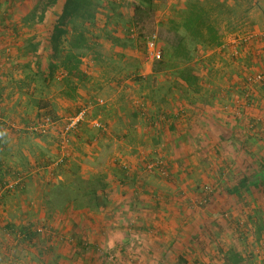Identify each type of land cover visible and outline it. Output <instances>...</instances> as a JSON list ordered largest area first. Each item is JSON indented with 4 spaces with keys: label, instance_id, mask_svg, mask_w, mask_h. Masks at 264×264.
Instances as JSON below:
<instances>
[{
    "label": "rangeland",
    "instance_id": "rangeland-1",
    "mask_svg": "<svg viewBox=\"0 0 264 264\" xmlns=\"http://www.w3.org/2000/svg\"><path fill=\"white\" fill-rule=\"evenodd\" d=\"M38 1L0 0V116L6 113L15 116L16 119L35 116L34 127L27 126L28 133L24 132L19 138H24L23 141L30 144L33 143L30 141L34 140L43 148V150L38 149L39 147H36V150L31 149V155L34 154L33 156L41 161L35 160L25 167H30L32 164L38 167L37 165L44 163L47 164L46 167H51H48L49 170L57 171L60 165H63V162L57 163L60 158L58 151L62 154L70 151L72 158L75 154L77 157L78 142L74 141L70 133L65 144H61L60 117L53 115L54 108L60 106V93L63 92L65 95L66 92L68 96H73L75 87L77 88L82 79L84 80L83 76L86 72L81 68H85L86 71L90 68L87 56H91L93 61L101 62L103 61L101 57L119 56L117 58H123L125 62L123 65L114 64L116 67L113 68V73L117 71V76L109 75L114 78L107 84L113 86L110 95L91 96L95 108L92 114L95 117L101 116V112L107 106L111 107L115 101L121 104V109L129 102L132 107H130L131 111L126 108V115L132 119L131 113L135 108L133 106L136 103L138 106L143 103L145 106L142 107L149 108L143 111L137 109L139 112L135 113V123L138 120L148 128L153 115L157 113H160L162 118L159 120H164L165 123L171 120L172 113L167 110L169 105H174L178 120L182 118L185 121L180 126L176 125L173 128L174 132L168 130L171 135L169 140L162 136L161 131L155 130L156 133H146L158 141L148 146L150 150L144 145L136 148L144 157V160L143 157L140 160L141 170L145 163L160 158L165 165V172L167 166L172 165L178 168L179 172H184L186 171L185 156L182 158L172 156L173 153L169 154L168 149L175 144L174 139L177 140L179 136L176 132H180V129L183 131V126L188 130L187 124L195 115L191 114L189 110L191 107L196 109V104H201L206 106L205 108L213 109V120L217 119V122L209 126L202 125L199 127L202 131H188L186 135V138L189 137L188 141L192 140V144L188 143L193 149L191 157L188 156L192 168L188 167L187 170L189 173L187 185H180L181 188L175 190L177 200L186 202V205L195 211L194 214L200 212L210 217L214 212L211 217L218 213L219 219H226L229 216L231 220L234 218L236 223L237 219L241 220L239 222H242V225L246 220L257 217L253 226L252 241L247 243L253 248H258L255 253L258 256L260 251L258 245L260 246L262 239L260 236L264 234V182L249 186L247 190L238 194L232 190L243 178L258 172L264 166V14L261 11L249 13L252 4H255L259 10L264 6V0H148L149 3L146 2L147 0H97L94 20L78 26L81 30L84 29L85 41L77 37L79 30L74 32L71 25H68L70 31L59 42L56 50L52 49L50 37L61 13L60 1L56 5L49 6L43 20L40 19L42 11L39 9L33 19L25 21V17ZM192 4H197L208 14L209 22L218 30L217 45L193 40L181 27L183 17ZM137 6L140 7L137 10L138 21L134 20V9ZM154 34L156 45L162 52L161 59L156 61L147 55L145 49L146 39ZM182 44L189 51V58L185 60L175 54L177 47ZM158 68L160 70H156ZM185 69L188 70L187 73L184 72L187 82L182 80L180 75ZM106 71L111 73V69ZM222 72L225 73L220 75ZM72 76L78 81H73ZM222 88L227 89L228 94L226 98L220 96L217 100L214 95ZM88 97L90 96L82 95L85 100ZM218 104L221 108H215ZM152 106H154L153 110L150 109ZM107 113L113 115L111 109ZM203 113L201 114L209 116L208 110ZM46 114L49 115L47 118H51L50 122L42 125ZM8 117H4L7 121H3L0 117V153L2 151L4 157L9 155L10 150L17 153L22 148V144H17V148H13L15 142L11 143L4 135L12 133L10 127L15 125V122ZM101 118L92 119L99 120L103 127V118ZM54 119L56 122L53 121ZM92 119H88L89 124L86 122L82 124L84 131L86 130L85 136L88 135L87 129L91 126ZM159 120L154 126H149V130L158 125ZM132 143L134 142H131V145ZM159 146L162 147L161 151H158ZM116 147L119 146H114L115 150ZM47 154H49L48 159H43ZM108 155L112 156L111 149L100 154L104 160ZM114 158L109 157L114 161V165H121L120 168L126 171L131 169V164L121 159V156ZM103 163L100 161L97 164L101 167ZM76 164L75 160H72V163L67 162L71 175L64 181L67 185L61 197L62 181L49 178L44 181V185L42 184L43 188L38 196L48 195L50 202H31V199L9 202L11 198L20 196V193L16 190L17 185L7 188L8 184L16 181L12 172L15 169L8 161H4V166L0 168V264H13L15 259L21 258L22 255L26 256L21 251L23 238L14 234L16 229L10 227L9 230H3L5 223H12V226H17V230L22 232L21 223L28 222L31 208L37 209L36 214L43 212L45 215L43 217L45 220L42 219L40 223L44 222L46 225L33 224L35 225L32 226L33 229L31 225H25L31 229L30 232L37 230L38 234L35 237L44 234L45 237L47 234L57 237L60 232L51 230L46 221L60 226V216L71 217L79 210L85 211L80 216H86V219L95 216L91 212L94 204L87 192L96 187L93 181L103 184L104 177L100 174L99 177L94 176L91 179L85 176L87 175L85 172L79 174ZM205 186L209 188L207 193L203 190ZM67 190L86 193L77 203L78 207H74L77 204L68 208L63 205L64 196L70 194ZM217 202H221L224 207L216 211L213 204L217 205ZM102 203L99 202L100 205ZM232 203L235 206L228 207ZM211 209L214 210L210 211ZM21 216H24L23 221L17 225L15 220ZM105 216L103 213V219ZM134 226L138 229L143 227L142 224H134L126 220L124 228L128 232H134ZM114 233L119 234V231H114L106 239L101 238L99 250L96 251L101 263L144 264L146 258L143 253L146 247H143V242L147 240L132 239L124 232L114 237ZM76 240L74 239L84 251L90 249L87 239ZM17 244L20 247L13 251V257L6 254ZM46 253L49 252L46 250ZM230 260L238 261L237 257ZM34 261L39 263L40 257L36 255ZM53 264L61 263L60 260L56 262L54 260Z\"/></svg>",
    "mask_w": 264,
    "mask_h": 264
},
{
    "label": "crops",
    "instance_id": "crops-1",
    "mask_svg": "<svg viewBox=\"0 0 264 264\" xmlns=\"http://www.w3.org/2000/svg\"><path fill=\"white\" fill-rule=\"evenodd\" d=\"M261 7L258 10L256 5L252 4L249 8V13L261 11L264 14V6ZM117 57L119 56L101 57V60H103L101 62L99 60L93 61L91 60V56H87L90 68L88 71L85 68H81L86 73L83 76L84 80L82 79L77 88L75 87L73 96H68L66 92L65 95L63 92L60 93V106L54 108L53 115L60 117L61 126L68 117L72 116L82 106L87 108V119L102 117L104 126L101 129L91 126L90 128L88 126V135L86 136L84 135V132H86L83 128L84 125L73 130L70 136L73 135L74 141L78 142L77 157L75 154L72 158L70 151H67V154L63 157L65 162L62 163L63 165H60V169H57V171L56 169L49 170L51 167H46L47 164L44 165V163L37 165L38 167L33 166V164L30 167H25L35 160L41 161L36 159L33 156L34 154L31 155V149L36 150V147H39L38 149L43 150L42 146H38L34 140L30 141L33 142L30 144L29 142L25 143L23 141L24 138H19L24 132L28 133L26 130L27 126L34 125L35 116L18 119L7 113L0 116L6 118L9 116L8 118L12 122H15L14 127H10L13 131L12 133L6 134L4 132L8 141L10 140L11 143L15 142V145H10H13V148H17V144H22V148L17 153L10 150L7 157H4L2 151L0 153V168L4 166V161H8L11 166H14L15 171L13 170L12 172H14L15 176L13 177L17 183L16 190L20 193V196L11 198L9 202H23L30 199L32 200L31 202H50L51 200L48 195L46 197L44 195L38 196L41 193L40 191H42L44 181L52 178L54 180L60 179L64 183L65 179L71 175L68 169V165L70 164L67 165V162L71 161L72 163V160L77 162L79 174L85 172L87 173L85 176L91 179L94 176L99 177L100 174L104 177V186L97 189V195L101 197L97 198V202L103 203L91 210L95 216L86 219V216H80L85 211L79 210L71 217H67V215L60 216V226L58 224L54 225V222L50 223L46 221L50 225L51 230H58V233L60 232L57 237H53V235L51 237L49 234H47V237H45V234L38 235L37 237H28L30 236L31 229L25 227V225H31L32 227L39 224L42 219L45 220L43 212L36 214L37 209L35 208H31L28 222L25 224L24 222L21 223L20 228L23 226L22 232L17 230V226H12V223H5L3 231L9 230L11 227L13 230L16 229L14 230V234L17 237L23 238V248L21 251L26 256L22 255L21 258L15 259L13 264H53L54 260L55 262L60 260L61 264H108L107 262L101 263L96 251L99 250L98 246L101 238L106 239L117 230L119 234L114 233V237H118L124 232L125 234H129L132 239L145 238L147 240V242H143L145 244H143V247L147 248H145V252L143 253V256L146 258L144 264H264V234L260 236L262 239L260 240V246L258 245L260 247L258 256L255 255L258 248L248 245L249 241H252L253 226H255L257 217L248 221L246 220L247 223L245 222L242 225V222H239L241 220L238 221L237 218V223L234 222V218L231 220L229 216L226 219H219L220 215L218 213H215L216 215L211 217V214L214 212L210 214V217L208 215L204 216L200 212L194 214L195 211L189 208L186 202H179L177 200L175 190L181 188L180 185H187L189 182L187 170L188 167L192 168L188 157H191L193 153V149L190 147L192 146V140L188 141L189 137L186 138V135L188 131H202L199 128L202 125L209 126L213 122H217V119L213 120V109L205 108L206 106L204 107L201 104H196V109L193 107L189 109L191 114H195L194 119H191L187 124L188 130H185V126L182 125L184 130L180 129V132H176L179 136L177 140L176 138L174 139L175 144L168 149L169 154L173 153L172 156L180 158L185 156L184 168L186 171L179 172L178 168L172 165L171 167L167 166L166 172L163 175H148L141 170L139 165L142 162L140 160L143 154L136 147L144 145V147L149 149L148 146H152L150 144L158 142L146 134L156 133L155 130L161 131L162 136L167 138V141L169 140L171 135L168 130L171 129L173 131L176 125L180 126L185 121L182 118L178 120L177 109L174 105H169L168 107L167 111L172 113V115L171 120H168L166 123L164 120H159L162 119L158 115L160 113H157L155 116L153 115L151 125L149 126H154L158 120L159 123L152 130H149V126L148 128L144 127L145 125L138 120L135 123V113L138 114L139 112L137 109L143 111L145 108H149L142 107L145 106L143 103L138 106L137 103L135 105L133 102L135 105L133 107L135 108L131 113L132 119L126 115V108L131 111L130 107H132V105L128 104L129 102L121 109V104L115 101L111 104V107L109 105L105 109L102 108L104 111L101 112V116L95 117L92 114L95 108L92 104L91 96L110 95L113 86L112 84L107 85L112 79L109 75L117 76V71L115 72L116 74L113 73V68L116 67L114 64L123 65L125 62V59ZM219 58L221 59L220 56ZM106 69H111V73L107 72ZM224 73L222 72L220 75ZM66 74L65 72L64 75ZM108 77L110 78L108 79ZM233 78L236 80L234 75ZM71 79L78 81L73 76ZM74 85H76V82H74ZM223 89L216 95L213 94L217 100L220 99V96L226 98L228 90ZM237 91L239 92V90ZM82 95L90 97L85 100V98H82ZM90 104H92L91 108ZM215 108H221V105L218 104ZM110 109L113 115L107 113ZM150 109L153 110L154 106ZM207 110L208 117H206V114H201ZM196 111L197 113H201L197 114ZM44 117L47 118L49 115L46 114ZM53 121L56 122V119ZM131 142H134L132 143L133 145H131ZM188 143L191 144L189 145ZM117 145L119 146L116 147L118 151L114 148ZM161 148L159 146L158 151H161ZM110 149L112 150V156L108 155L104 160L100 154L106 153ZM48 156L49 154L42 158L48 159ZM62 156L63 154L58 151V157ZM116 156H121V159L127 160L131 164V169L125 171L120 168L121 165H114V161H111L109 157L114 158ZM100 161L104 162L101 167L97 164ZM213 205L216 211L218 208L224 207L221 202ZM234 206V203H232L228 207L232 208ZM68 207H72V205H67L66 208ZM213 210L211 209L210 211ZM20 211L25 212V210ZM103 213L106 215L104 219L102 217ZM109 216L112 218H108ZM23 217L17 218L15 223L20 225ZM113 218L115 219L113 220ZM126 220H130L134 224H142L143 227L138 229L134 226V232H128L124 228ZM42 223L45 224L44 222ZM110 223L113 225L109 226ZM249 229L250 231H248ZM53 234L56 233L53 232ZM73 237L77 239L76 241H80V238L87 239L90 249L84 251V249L80 248L79 242L77 244L74 241ZM18 247L20 246H14L13 251L17 250ZM4 250L6 251L5 248ZM46 250L49 253H46ZM7 253L9 255V250ZM36 255L40 257L39 263L34 261ZM9 256L13 257V255ZM233 257H237L238 261L230 260ZM30 259H32L31 262Z\"/></svg>",
    "mask_w": 264,
    "mask_h": 264
},
{
    "label": "trees",
    "instance_id": "trees-1",
    "mask_svg": "<svg viewBox=\"0 0 264 264\" xmlns=\"http://www.w3.org/2000/svg\"><path fill=\"white\" fill-rule=\"evenodd\" d=\"M59 1L61 13L56 24L54 25L53 32L50 37L52 49L54 50L58 48L59 42H61L63 37L68 33V31H70L68 25H71L74 32L79 30L77 32V37H79L81 41H85V37L83 36L84 29L81 30L78 26H81V24L85 22L94 20L96 13L95 8L98 4L97 0H39L29 15L25 17V21L33 19L37 10L39 9L42 11L40 13V19L43 20L44 14L49 6L56 5ZM146 2L149 3L148 0ZM139 9V6L134 9V20L137 19V10ZM207 15L208 14H206L197 4H192L183 17L181 27L191 39L210 45H217L219 43L218 30L214 25L211 24V22H209ZM138 20L139 19H137V21ZM175 54L177 56H181L184 60L189 58V51L186 49L184 44L177 47ZM156 70L160 69L158 68ZM184 72L187 73L188 70L185 69L181 71V79L187 82L188 79L184 76ZM262 182H264V166L258 172L247 178H243L237 184V186H235L232 192L238 194L241 191L247 190L249 186H256ZM93 183H96V187L88 191L87 194H89V198L93 201L94 207L96 208L99 204V202H97V189L103 187L104 185L99 181H93ZM66 185V183L60 184V197L61 194L66 190ZM67 191H70V194L64 196L63 205L65 207L67 205H75L79 203L80 198L86 195V193H77L74 190ZM72 193L74 194L71 195ZM74 207H78V204ZM36 234H38V232L37 230H34L29 234L30 236L28 237H35Z\"/></svg>",
    "mask_w": 264,
    "mask_h": 264
},
{
    "label": "built area",
    "instance_id": "built-area-1",
    "mask_svg": "<svg viewBox=\"0 0 264 264\" xmlns=\"http://www.w3.org/2000/svg\"><path fill=\"white\" fill-rule=\"evenodd\" d=\"M145 49H146L147 55L152 60L156 61V60L161 59L162 52H161L160 48H158L156 45V35L155 34L146 39ZM135 50H137V48H135ZM158 115H160V114H158ZM160 117H161V115H160ZM2 120L7 121V120H5L4 117H2ZM49 120H50L49 118H45V120L43 121L44 123H41V124L47 125L50 122ZM87 121H88V119H87V108L86 107H81L72 116L68 117L64 121V124L62 125L61 144L62 145L65 144L64 142H66L68 140V135L73 130L79 128L83 123H85ZM90 124L92 127L96 128V129H100L102 127V124H101V122H99V120L92 119V120H90ZM35 125L38 126L40 124H35ZM31 127L33 128L34 125ZM33 131H40V130L33 129ZM64 156H65V154H63V156L59 158L57 163L65 162V159H63ZM164 166L165 165L162 162V160L160 158H156V159L149 161L148 163H145V165H143V167H142V171L148 175L165 173V167ZM123 167H124V169H126L125 166H123ZM15 185H17L16 182L10 183L7 185V188H12ZM203 190H204V192L207 193V191H209V188L207 186H205ZM204 201H205V199H204ZM38 231H40V230H38ZM15 246H19V244L15 245ZM13 254H14V252L12 249L9 251V255H13Z\"/></svg>",
    "mask_w": 264,
    "mask_h": 264
}]
</instances>
